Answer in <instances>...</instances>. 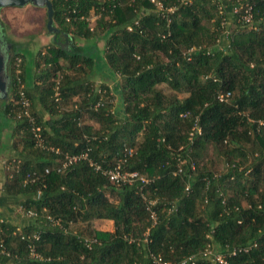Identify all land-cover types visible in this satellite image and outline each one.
<instances>
[{"label":"trees","instance_id":"obj_1","mask_svg":"<svg viewBox=\"0 0 264 264\" xmlns=\"http://www.w3.org/2000/svg\"><path fill=\"white\" fill-rule=\"evenodd\" d=\"M50 3L68 45L20 49L0 20V264H264V0Z\"/></svg>","mask_w":264,"mask_h":264},{"label":"rangeland","instance_id":"obj_2","mask_svg":"<svg viewBox=\"0 0 264 264\" xmlns=\"http://www.w3.org/2000/svg\"><path fill=\"white\" fill-rule=\"evenodd\" d=\"M221 1V0H220ZM230 17V16H228ZM98 15L90 16V23L94 25L98 21ZM0 20L4 23L6 35L14 43H19L21 47L28 48L33 52L44 50L54 40V36L48 34L46 28L47 15L44 8L34 7L27 5L24 7H7L0 10ZM231 21L228 20L226 26L228 30H231ZM48 32V33H47ZM77 40V39H76ZM78 45L85 44L83 40H77ZM97 46L101 49L103 41H99ZM89 81H92L95 86L106 87L109 91L108 101L116 106L117 104V93L114 91V81L108 75L101 73H93L89 76ZM119 80V77H117ZM164 88V86H161ZM94 127L95 124H92ZM9 129L4 128L0 139V169H5L7 166V158L9 155L15 156L12 149L9 146V139H7ZM210 156V154H209ZM13 161V160H11ZM213 165L215 166L216 173L223 172V165L220 159L215 158ZM3 176L0 175V183L2 182ZM1 216L7 221H11L15 224H24L27 222V218L23 216V212L17 208L1 209ZM96 230L112 231L113 227L111 222L107 221H96L92 224Z\"/></svg>","mask_w":264,"mask_h":264},{"label":"water","instance_id":"obj_3","mask_svg":"<svg viewBox=\"0 0 264 264\" xmlns=\"http://www.w3.org/2000/svg\"><path fill=\"white\" fill-rule=\"evenodd\" d=\"M31 5L34 7L46 9L47 21L46 28L50 34L54 35V41L59 44L68 45L69 38L63 34L56 27L53 26L52 8L50 0H0V9L7 7H24ZM7 96V83L5 75V56L0 48V97L5 99Z\"/></svg>","mask_w":264,"mask_h":264},{"label":"built area","instance_id":"obj_4","mask_svg":"<svg viewBox=\"0 0 264 264\" xmlns=\"http://www.w3.org/2000/svg\"><path fill=\"white\" fill-rule=\"evenodd\" d=\"M152 1H154V0H152ZM155 6L158 9H161V5L159 3H155ZM241 18L244 21V23L249 25L251 23V21H252V15H251L250 10H246L244 16H242ZM128 29H130V28H128ZM23 104H24L25 107L28 106L27 101H24ZM99 105L100 104L98 102L95 105V107H98ZM38 131H39V129L36 128V132H38ZM35 135L37 137H39L38 133L35 134ZM81 157L85 158V155H80L79 157L78 156H71V157L67 156L65 165L66 164H70L72 162H75L78 158H81ZM108 175H109V180L111 182H116V183H119V181H128V183H130L131 180L134 179L137 176L136 173H131V174H128V175H120V172L117 171V170L108 172ZM152 217H153V215H152ZM246 250L247 249H244V251H246ZM206 254L210 255L211 253L209 251H207ZM216 260L218 261V263H220V264L222 263V260L220 259V257H216ZM157 261L160 262V260H158V259H157ZM163 264H168V263H163Z\"/></svg>","mask_w":264,"mask_h":264},{"label":"crops","instance_id":"obj_5","mask_svg":"<svg viewBox=\"0 0 264 264\" xmlns=\"http://www.w3.org/2000/svg\"><path fill=\"white\" fill-rule=\"evenodd\" d=\"M10 156V155H9ZM3 171H4V169H0V175H2L3 176Z\"/></svg>","mask_w":264,"mask_h":264},{"label":"flooded vegetation","instance_id":"obj_6","mask_svg":"<svg viewBox=\"0 0 264 264\" xmlns=\"http://www.w3.org/2000/svg\"><path fill=\"white\" fill-rule=\"evenodd\" d=\"M54 39H56V38H54ZM2 43H3V42H1V40H0V46L2 45Z\"/></svg>","mask_w":264,"mask_h":264}]
</instances>
